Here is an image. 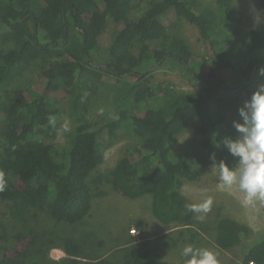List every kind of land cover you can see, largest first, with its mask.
Here are the masks:
<instances>
[{
	"label": "trees",
	"instance_id": "trees-1",
	"mask_svg": "<svg viewBox=\"0 0 264 264\" xmlns=\"http://www.w3.org/2000/svg\"><path fill=\"white\" fill-rule=\"evenodd\" d=\"M214 2L218 11L202 0H0V204L23 223L13 234L0 223V241H15L0 264H44L57 248L68 264H111L107 256L82 262L90 237L64 228L86 223L93 200L107 195L105 185L130 199L151 194L153 215L165 225H194L195 211L180 189L183 181L198 180L216 159L236 165L213 136L236 138L221 126L224 109L235 103L239 108L251 97L255 74L264 68V57L247 59L242 47L231 43L239 20L234 0ZM256 2L262 19L242 45L264 54V0ZM182 20L198 26L209 55L194 60L188 42L168 27L169 21L174 28ZM109 21L118 29L106 59L94 64ZM167 60L188 69L200 88L178 92L171 82L156 83L155 66ZM34 66L43 69L42 91L9 94ZM230 70L233 76L222 74ZM106 79L116 84L112 107L95 123L90 116ZM59 91L69 97L68 116L75 125L65 146L45 142L60 129V112L50 99ZM192 126L198 152L175 151L174 141ZM121 133L132 134L140 147L109 173H99L104 148ZM41 214L60 227L58 234L52 230L55 238H48L50 229H37ZM250 232L224 218L216 223L214 240L224 248L248 246L233 264H264V230L247 243ZM121 251L126 252L122 264H169L145 239Z\"/></svg>",
	"mask_w": 264,
	"mask_h": 264
},
{
	"label": "rangeland",
	"instance_id": "rangeland-1",
	"mask_svg": "<svg viewBox=\"0 0 264 264\" xmlns=\"http://www.w3.org/2000/svg\"><path fill=\"white\" fill-rule=\"evenodd\" d=\"M210 9L218 11L214 0H202ZM236 14L239 20L235 22L236 34L231 43H238L243 49L247 59L251 57H264L261 51L249 52L242 45L248 42L249 33L259 27L262 19L260 8L256 0H234ZM168 27L184 38L190 45L194 60L209 55L208 46L201 37L197 25L182 20L172 27L174 22L169 21ZM167 24V23H166ZM2 26L0 25V30ZM118 28L116 24L109 21L107 31L100 38L101 51L96 54L94 64L106 59L105 49H108L114 32ZM42 70L38 66L32 67L27 73L18 78L10 88L9 94L14 90H26V92L39 94L44 85ZM154 81H168L178 92H193L200 88L185 67L177 65L173 60H167L163 65H156L154 70ZM225 76H233V70L222 72ZM238 84V82H237ZM264 84V76L260 75V69L256 72L253 87ZM115 83L111 79L103 81L96 97L93 112L90 116L93 122H99L112 107ZM60 112L58 134L45 138L46 143H53L60 146L67 145L71 138L70 133L75 125L70 120L69 97L66 92L59 91L50 97ZM155 107L157 103L153 104ZM238 103L229 104L224 109L226 121L221 125L240 137V133L234 127V121H240ZM237 108V109H236ZM196 125V121L194 123ZM175 151H187L191 155L198 152L197 134L193 126L188 128L173 143ZM140 147V142L128 133H121L118 138L104 148L105 161L99 167V173H109L117 162L126 155L134 154L135 149ZM219 164L220 161H217ZM238 164V158L235 161ZM210 166L205 168L202 177L196 181H183L181 192L186 196L192 206L202 205L211 200L207 212H195L194 225L192 227H180L175 224L165 225L158 221L152 212V195L148 194L137 199H130L116 192L112 186H104L107 195L93 200V207L90 216L85 218V224H75L76 228L71 230L70 226L64 228L67 233L73 231L74 235L85 233L90 237L89 244L85 246V255L88 259L81 258L82 262L94 261L97 257L107 256L111 264H122L126 255L124 248L138 240H147L151 248L157 251L164 261L169 264H186L187 258L182 256V249L186 245H193L197 248H207L218 253L220 264H233L240 262L247 252L248 246L224 248L216 244L214 240L215 226L220 219L231 218L247 225L251 232L247 237V243L254 242L262 236L264 230V201L254 200L252 203H245V194L241 192L238 185L228 187L219 180V169ZM35 215V212H32ZM0 223L9 234L22 230L23 223L8 216V209L0 204ZM39 231L50 229L51 236L55 238L60 233V227L48 220L42 214L35 219ZM57 229L56 234L52 230ZM135 233H132V230ZM191 230L193 232L191 233ZM195 230V231H194ZM99 242H102L101 244ZM15 241L11 238L8 242L0 241V258L4 257L6 247H13ZM14 249V248H12ZM34 250V260L37 261ZM90 253V254H89ZM66 254L61 249L50 250L44 257V264H68L65 261ZM65 261V262H64ZM36 264V262H35Z\"/></svg>",
	"mask_w": 264,
	"mask_h": 264
},
{
	"label": "clouds",
	"instance_id": "clouds-1",
	"mask_svg": "<svg viewBox=\"0 0 264 264\" xmlns=\"http://www.w3.org/2000/svg\"><path fill=\"white\" fill-rule=\"evenodd\" d=\"M260 75L264 76V68L260 69ZM238 113L241 120L233 123L241 134L239 138L225 137L220 140L218 133L213 136V143L238 158V164L230 166L225 158L219 164L213 162L212 168L219 169L222 184L228 187L238 185L245 194V203L264 201V84L243 101ZM211 159L214 161V156ZM210 204L211 200L191 208L195 212H207ZM182 256L187 258L186 264H220L218 253L193 245H186Z\"/></svg>",
	"mask_w": 264,
	"mask_h": 264
},
{
	"label": "built area",
	"instance_id": "built-area-1",
	"mask_svg": "<svg viewBox=\"0 0 264 264\" xmlns=\"http://www.w3.org/2000/svg\"><path fill=\"white\" fill-rule=\"evenodd\" d=\"M131 232H132V233H135L136 231L133 229ZM251 264H254V263H251Z\"/></svg>",
	"mask_w": 264,
	"mask_h": 264
},
{
	"label": "bare ground",
	"instance_id": "bare-ground-1",
	"mask_svg": "<svg viewBox=\"0 0 264 264\" xmlns=\"http://www.w3.org/2000/svg\"><path fill=\"white\" fill-rule=\"evenodd\" d=\"M217 149V148H216Z\"/></svg>",
	"mask_w": 264,
	"mask_h": 264
},
{
	"label": "crops",
	"instance_id": "crops-1",
	"mask_svg": "<svg viewBox=\"0 0 264 264\" xmlns=\"http://www.w3.org/2000/svg\"><path fill=\"white\" fill-rule=\"evenodd\" d=\"M104 257V256H103Z\"/></svg>",
	"mask_w": 264,
	"mask_h": 264
}]
</instances>
